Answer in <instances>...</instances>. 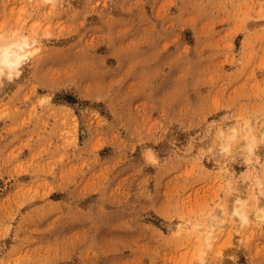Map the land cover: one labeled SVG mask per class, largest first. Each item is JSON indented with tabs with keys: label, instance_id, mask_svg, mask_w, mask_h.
Segmentation results:
<instances>
[{
	"label": "rangeland",
	"instance_id": "rangeland-1",
	"mask_svg": "<svg viewBox=\"0 0 264 264\" xmlns=\"http://www.w3.org/2000/svg\"><path fill=\"white\" fill-rule=\"evenodd\" d=\"M13 35L0 264H264V0H0Z\"/></svg>",
	"mask_w": 264,
	"mask_h": 264
},
{
	"label": "bare ground",
	"instance_id": "bare-ground-1",
	"mask_svg": "<svg viewBox=\"0 0 264 264\" xmlns=\"http://www.w3.org/2000/svg\"><path fill=\"white\" fill-rule=\"evenodd\" d=\"M29 44H30V42L26 37L14 36V35L9 36V37H5V36L0 37V74L2 72H8V73L12 74V72L14 70H16L28 58V55L32 52L31 50L27 49ZM246 128H247L246 130L248 131V127H246ZM235 131H236L235 129H232L230 131V134L227 135V137H228L227 139H232V137L236 133ZM242 132H244V131H242ZM246 137L244 135L246 142H247V140L249 141L251 139V137H250V139H246ZM243 141H244V139H243ZM246 142H245V144H246ZM222 144L225 146L224 143H222ZM238 199L240 200V198H238ZM255 202H256L255 203L256 208H255V210H253L254 212H252L253 213L252 217L260 218V220H261V218L264 217V210H261L262 204L260 202L258 203V197L255 198ZM227 220L229 221V223H227V222L219 223L218 222V223L210 224L208 226H204V225H200V224H196V225H197V227L199 226L198 231L200 233H205L206 237L205 236L204 237L207 240L213 238L211 233L214 232V230L215 231L218 230L217 234L221 233L222 237L225 236V240L228 241V239L232 238L234 231H236V230L238 231V228H240V226H243V225L248 223L249 215L245 212V210L242 207L235 206V207H233V209L231 211L230 218ZM227 226H230V228L227 230H221L222 228H226ZM222 231H225L224 234ZM200 238H201L200 234H198L197 240H200ZM205 238H204V240H205ZM232 241H233V239H232ZM222 245H223V242L217 248V255L218 256H221L224 252ZM196 259L199 261V263H201V256L199 254L197 255Z\"/></svg>",
	"mask_w": 264,
	"mask_h": 264
}]
</instances>
